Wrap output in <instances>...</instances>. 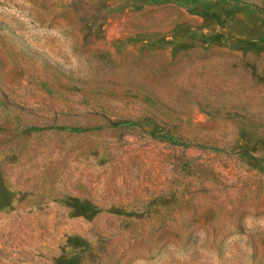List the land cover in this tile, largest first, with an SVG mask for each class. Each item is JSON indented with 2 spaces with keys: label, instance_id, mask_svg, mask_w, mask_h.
<instances>
[{
  "label": "rangeland",
  "instance_id": "374dc122",
  "mask_svg": "<svg viewBox=\"0 0 264 264\" xmlns=\"http://www.w3.org/2000/svg\"><path fill=\"white\" fill-rule=\"evenodd\" d=\"M0 264H264V0H0Z\"/></svg>",
  "mask_w": 264,
  "mask_h": 264
}]
</instances>
